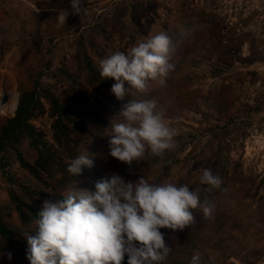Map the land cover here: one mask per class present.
I'll return each instance as SVG.
<instances>
[{"label":"rangeland","instance_id":"1","mask_svg":"<svg viewBox=\"0 0 264 264\" xmlns=\"http://www.w3.org/2000/svg\"><path fill=\"white\" fill-rule=\"evenodd\" d=\"M81 7L86 11L73 15L69 0H0V97L8 98L0 103V134L15 117V111L6 114L17 96L16 109L22 98L30 102L28 123L43 132L44 149L60 152L54 104L71 105L79 88L92 98L98 87L100 100L82 124L85 129L68 138L79 155H90L93 167L65 185L59 175L35 180L20 166L17 152L26 162L35 159L22 128L0 140V223L13 235L9 241L0 233V264H30L25 234L34 235L36 228L35 221L20 224L10 191L18 203L39 212L45 200L61 199L75 188L94 191L95 183L111 174L126 182L143 177L152 183L188 184L200 188L201 202L214 208L211 219L198 207L192 210L195 221L183 230L161 229L171 247L163 264H189L195 254L200 264H264L261 52L253 45L241 51L247 36L221 33L222 24L184 0H82ZM59 10L70 13L65 25L55 18ZM160 32L171 39L174 70L166 84L149 80L144 92L131 89L117 100L110 91L115 81L100 76L101 59ZM131 99H154L174 139L162 156L148 151L126 165L108 155V135ZM205 168L221 177L220 188L200 185Z\"/></svg>","mask_w":264,"mask_h":264},{"label":"clouds","instance_id":"2","mask_svg":"<svg viewBox=\"0 0 264 264\" xmlns=\"http://www.w3.org/2000/svg\"><path fill=\"white\" fill-rule=\"evenodd\" d=\"M69 4L73 15L86 11L82 0ZM69 14L59 10L58 24L65 25ZM170 45V37L160 32L127 52L115 51L101 59L100 76L115 81L110 91L117 100L131 89L144 92L149 80L165 85L174 70ZM119 115L122 120L111 124L108 135V155L116 160L131 165L148 151L158 157L173 147L174 129L154 99H131ZM93 164L90 155L81 154L67 172L78 176ZM199 183L211 190L220 188L222 179L205 168ZM200 192L188 184L152 183L143 177L134 182L116 174L102 177L94 191L75 188L61 199L43 202L35 234H25L26 258L30 264H122L125 258L126 264H163L171 247L161 229L183 230L195 221L192 210L198 207L206 219L213 218L214 208L201 202ZM189 264H200V255H193Z\"/></svg>","mask_w":264,"mask_h":264},{"label":"trees","instance_id":"3","mask_svg":"<svg viewBox=\"0 0 264 264\" xmlns=\"http://www.w3.org/2000/svg\"><path fill=\"white\" fill-rule=\"evenodd\" d=\"M183 15H187L185 11ZM98 89L99 88L96 87V89L92 91V93L94 92L92 98L90 97L91 94H89L86 89H76L75 94L73 92L75 98L74 103L64 106L62 104L58 105L57 102L54 104L55 124L53 131L56 133L54 140L58 144V147L62 149L60 152L57 150L44 149V146L41 145L43 132L28 123L31 117L30 102L22 98L16 109L17 96L11 100L10 109L6 115H11L15 109L16 114L14 118L7 120L6 126L2 128L0 140L13 135L22 128L21 130L25 132V138L29 141L30 148L35 153V159L33 163L26 162L21 153L17 152V161L35 180L41 181L42 177L52 180L59 175L60 184L65 185L67 182L76 178V176L73 177L67 172V166L72 159L79 156L76 150L78 146L70 147L68 138L75 130L77 133H81L83 129H85L82 124L88 120V115L90 116L95 110L97 101H100L99 95L96 93ZM92 99H94V101H90ZM89 101L90 103L88 105ZM74 107H76L75 112ZM10 200L16 205L21 225H27L38 218V210L34 207H30L28 204L18 203V198L12 191H10ZM3 227V224L0 223V233L6 239L8 237L10 241L13 235L7 232Z\"/></svg>","mask_w":264,"mask_h":264},{"label":"built area","instance_id":"4","mask_svg":"<svg viewBox=\"0 0 264 264\" xmlns=\"http://www.w3.org/2000/svg\"><path fill=\"white\" fill-rule=\"evenodd\" d=\"M168 1L174 3L176 0ZM184 1L192 10L205 11V14L222 24L225 29L221 33L230 31L235 36H247L239 49L244 52L253 45L264 58V0Z\"/></svg>","mask_w":264,"mask_h":264},{"label":"water","instance_id":"5","mask_svg":"<svg viewBox=\"0 0 264 264\" xmlns=\"http://www.w3.org/2000/svg\"><path fill=\"white\" fill-rule=\"evenodd\" d=\"M7 100H8V98H7L6 96H2V97L0 98V103H1L2 105H4V104L7 102Z\"/></svg>","mask_w":264,"mask_h":264}]
</instances>
